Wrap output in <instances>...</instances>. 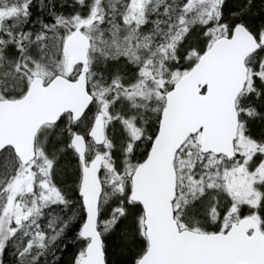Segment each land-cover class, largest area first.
I'll return each instance as SVG.
<instances>
[{
  "label": "snow or ice",
  "instance_id": "obj_1",
  "mask_svg": "<svg viewBox=\"0 0 264 264\" xmlns=\"http://www.w3.org/2000/svg\"><path fill=\"white\" fill-rule=\"evenodd\" d=\"M0 264H264V0H0Z\"/></svg>",
  "mask_w": 264,
  "mask_h": 264
}]
</instances>
